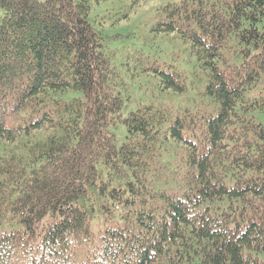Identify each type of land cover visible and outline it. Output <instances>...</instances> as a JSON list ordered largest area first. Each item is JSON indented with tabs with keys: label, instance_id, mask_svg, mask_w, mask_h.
Here are the masks:
<instances>
[{
	"label": "trees",
	"instance_id": "1",
	"mask_svg": "<svg viewBox=\"0 0 264 264\" xmlns=\"http://www.w3.org/2000/svg\"><path fill=\"white\" fill-rule=\"evenodd\" d=\"M0 8V264H264V0L164 7L187 56L125 115L90 0Z\"/></svg>",
	"mask_w": 264,
	"mask_h": 264
},
{
	"label": "rangeland",
	"instance_id": "2",
	"mask_svg": "<svg viewBox=\"0 0 264 264\" xmlns=\"http://www.w3.org/2000/svg\"><path fill=\"white\" fill-rule=\"evenodd\" d=\"M180 1L90 0L89 23L101 32L104 51L111 56L112 66L124 82V88L130 98L124 115L128 111H133L143 101H157V88L154 86V81L148 83L149 79L145 77L146 85L142 83L143 75L138 74L141 67H136L138 64L136 61L140 59L144 62L149 59V63L155 61L159 68L165 69L169 64H180L184 56H187L186 45L179 29L169 30V19L162 11L169 4H179ZM5 14V10L0 8V24ZM262 80L264 81V76ZM149 86L150 91H147ZM258 89L264 90V84L260 85ZM162 95L164 94L162 93ZM257 96L258 92L256 91L252 92L249 98ZM252 116L264 128V110L262 112L255 110L252 112ZM111 131L116 136V146L122 144L125 136L124 127L119 125ZM120 180L126 182L129 179L114 180L115 187L118 186ZM90 201L86 200L82 205L89 212L93 229L101 231L104 226L109 224L108 214L96 204L94 212H90ZM21 228L16 223L4 222L0 226V231L8 232Z\"/></svg>",
	"mask_w": 264,
	"mask_h": 264
},
{
	"label": "bare ground",
	"instance_id": "3",
	"mask_svg": "<svg viewBox=\"0 0 264 264\" xmlns=\"http://www.w3.org/2000/svg\"><path fill=\"white\" fill-rule=\"evenodd\" d=\"M262 112V111H261Z\"/></svg>",
	"mask_w": 264,
	"mask_h": 264
}]
</instances>
